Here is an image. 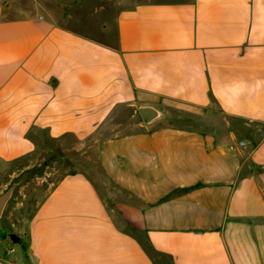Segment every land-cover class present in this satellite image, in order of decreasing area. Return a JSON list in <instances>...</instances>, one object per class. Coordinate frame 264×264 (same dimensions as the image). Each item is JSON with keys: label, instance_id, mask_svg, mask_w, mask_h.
Instances as JSON below:
<instances>
[{"label": "crops", "instance_id": "1", "mask_svg": "<svg viewBox=\"0 0 264 264\" xmlns=\"http://www.w3.org/2000/svg\"><path fill=\"white\" fill-rule=\"evenodd\" d=\"M27 1L0 0V264H264V0Z\"/></svg>", "mask_w": 264, "mask_h": 264}, {"label": "rangeland", "instance_id": "2", "mask_svg": "<svg viewBox=\"0 0 264 264\" xmlns=\"http://www.w3.org/2000/svg\"><path fill=\"white\" fill-rule=\"evenodd\" d=\"M3 1L5 2L4 4L7 7H9L12 2L14 3L13 4V10L11 12H9V13H11V14H9V16L11 15V17H14V18L15 17H23V16H25L27 14V12L32 8L31 3L28 2L27 0H3ZM62 158H63V155H60V156H58V157L55 158V160H57V162L59 161L58 164L55 163L56 161L55 162L52 161L51 163H48V164H45V165L50 166V168H54V171L56 170V168L60 167L59 175H63V173H65L64 171L65 170H68V166L67 165H69V164L64 163L61 160ZM94 158H95V156H94ZM94 179H95L96 184L98 185L99 184V182H98L99 179H97V177L94 178ZM53 180L54 181H57L56 180V177ZM39 181L40 180H35L34 183L37 184ZM0 228H1L0 229V239H3L6 228H2V227H0Z\"/></svg>", "mask_w": 264, "mask_h": 264}, {"label": "water", "instance_id": "3", "mask_svg": "<svg viewBox=\"0 0 264 264\" xmlns=\"http://www.w3.org/2000/svg\"><path fill=\"white\" fill-rule=\"evenodd\" d=\"M139 114L142 118V120L146 124H151L156 120H160L164 118V115L159 112L158 110L152 108V107H141L139 108ZM15 189V185L12 186L10 189H8L5 193L0 195V217L8 204V202L11 200L13 192Z\"/></svg>", "mask_w": 264, "mask_h": 264}]
</instances>
